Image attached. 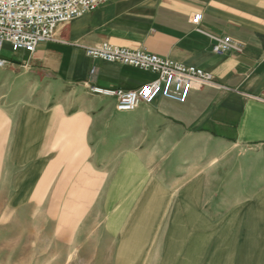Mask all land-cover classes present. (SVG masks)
<instances>
[{
    "label": "crops",
    "instance_id": "obj_1",
    "mask_svg": "<svg viewBox=\"0 0 264 264\" xmlns=\"http://www.w3.org/2000/svg\"><path fill=\"white\" fill-rule=\"evenodd\" d=\"M55 36L0 50V264H264V0H105ZM103 42L220 87L119 112L89 88L154 75Z\"/></svg>",
    "mask_w": 264,
    "mask_h": 264
},
{
    "label": "built area",
    "instance_id": "obj_2",
    "mask_svg": "<svg viewBox=\"0 0 264 264\" xmlns=\"http://www.w3.org/2000/svg\"><path fill=\"white\" fill-rule=\"evenodd\" d=\"M105 0H0V50L2 45L11 52L29 55L43 43L54 42L58 27L95 11ZM202 19L195 14L190 24L197 27ZM212 52L222 55L233 49L227 37L211 38ZM88 57L107 63H117L154 75V79L133 90L89 88L93 95L113 98L116 110L128 112L141 104H149L157 97L184 103L192 89L220 87L211 74L193 66H186L142 50H131L103 42L85 48ZM6 62L0 59V68ZM93 71H91V74ZM264 104V95L253 97Z\"/></svg>",
    "mask_w": 264,
    "mask_h": 264
}]
</instances>
